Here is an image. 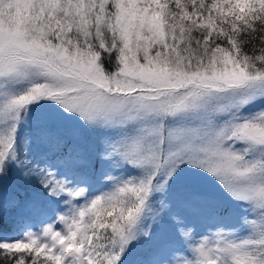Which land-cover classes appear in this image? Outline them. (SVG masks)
Here are the masks:
<instances>
[{
    "label": "snow or ice",
    "instance_id": "snow-or-ice-1",
    "mask_svg": "<svg viewBox=\"0 0 264 264\" xmlns=\"http://www.w3.org/2000/svg\"><path fill=\"white\" fill-rule=\"evenodd\" d=\"M0 264H264V0H0Z\"/></svg>",
    "mask_w": 264,
    "mask_h": 264
}]
</instances>
